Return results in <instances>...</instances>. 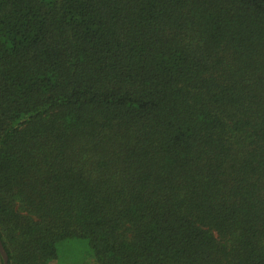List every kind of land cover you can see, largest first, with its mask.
Here are the masks:
<instances>
[{"label":"trees","instance_id":"obj_1","mask_svg":"<svg viewBox=\"0 0 264 264\" xmlns=\"http://www.w3.org/2000/svg\"><path fill=\"white\" fill-rule=\"evenodd\" d=\"M0 237L264 264V0H0Z\"/></svg>","mask_w":264,"mask_h":264},{"label":"water","instance_id":"obj_2","mask_svg":"<svg viewBox=\"0 0 264 264\" xmlns=\"http://www.w3.org/2000/svg\"><path fill=\"white\" fill-rule=\"evenodd\" d=\"M0 255L2 256L3 259V264H8L9 263V258L7 253L5 252L2 242H1V237H0Z\"/></svg>","mask_w":264,"mask_h":264}]
</instances>
